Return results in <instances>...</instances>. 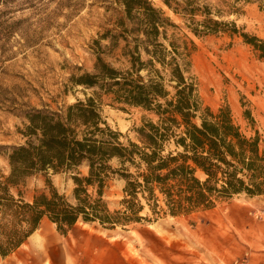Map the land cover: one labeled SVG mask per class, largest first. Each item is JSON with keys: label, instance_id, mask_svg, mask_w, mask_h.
<instances>
[{"label": "trees", "instance_id": "1", "mask_svg": "<svg viewBox=\"0 0 264 264\" xmlns=\"http://www.w3.org/2000/svg\"><path fill=\"white\" fill-rule=\"evenodd\" d=\"M112 1L121 10L115 27L100 39L118 51L117 64L98 53L93 71L70 75L63 89L80 86L90 95L21 113L24 142L7 146L9 171L0 172L2 258L24 244L44 217L66 235L80 221L125 228L166 214L210 210L239 194L264 195V149L251 110L242 113L252 131L247 135L228 105L213 110L203 104L191 71L192 36L240 37L264 61V38L230 18L241 13L240 3H256L264 13V0H220L219 6L162 0L180 23L151 0ZM95 44L100 50L98 40ZM103 96L122 109L143 112L132 128L134 138L103 119ZM48 170L72 172L71 194L46 179L45 187L25 200L20 190L25 179ZM115 176L124 185L118 207L112 208L105 190Z\"/></svg>", "mask_w": 264, "mask_h": 264}, {"label": "rangeland", "instance_id": "2", "mask_svg": "<svg viewBox=\"0 0 264 264\" xmlns=\"http://www.w3.org/2000/svg\"><path fill=\"white\" fill-rule=\"evenodd\" d=\"M151 1L180 23L162 0ZM198 1L220 5V0ZM239 5L241 13L230 18L244 31L264 38L263 11L256 3ZM120 10L112 0H0L1 173L9 171L7 146L24 142L23 110L61 107L90 95L80 86L67 93L63 89L69 85L70 75L93 71L98 53L117 64L118 51H110L108 40L100 36L115 27ZM192 38L196 50L191 71L197 78L203 104L213 110L228 105L247 135L252 131L242 113L244 108L250 109L260 134V147L264 149V61L240 37ZM100 113L112 128L130 138H134L132 128L140 124L143 115L138 108L113 105L105 96ZM80 171L84 174L86 168L81 167ZM70 175V171L52 170L31 174L20 186L23 198L31 201L35 191L45 187L46 179L69 196L73 188ZM123 185L124 181L116 176L109 181L105 197L110 207H118ZM143 214H148L147 209ZM263 214L264 196L239 194L210 210L180 216L166 214L125 228L107 229L80 221L66 235L58 233L44 217L15 252L5 258L0 256V264H231L243 256L250 264H257L253 260H258L254 241L264 223ZM217 229L223 234L216 235ZM208 247L213 251L211 262L204 260L211 254ZM260 262L264 264V260Z\"/></svg>", "mask_w": 264, "mask_h": 264}, {"label": "crops", "instance_id": "3", "mask_svg": "<svg viewBox=\"0 0 264 264\" xmlns=\"http://www.w3.org/2000/svg\"><path fill=\"white\" fill-rule=\"evenodd\" d=\"M257 196H264V195H257ZM253 197H256V196H253ZM222 223H224V221H222ZM242 224H243V222H241L240 225H236V226L239 227ZM222 227H223V225H222ZM256 233L259 235L257 236V238L254 241V247H255V249L258 250V253H257L258 254V260H257V258L253 259V260L255 262H257V264H263L260 261L264 260V253H263V250H264V223L261 225L260 231L259 232L257 231ZM215 234L216 235H222L223 232H222V230L217 229V230H215ZM208 249L211 250V254L210 255L207 254L204 257V260L207 262H211V259L209 258V256H211V258H213V251L209 247H208ZM222 250H223V248H222ZM221 253L217 254V257H220Z\"/></svg>", "mask_w": 264, "mask_h": 264}, {"label": "built area", "instance_id": "4", "mask_svg": "<svg viewBox=\"0 0 264 264\" xmlns=\"http://www.w3.org/2000/svg\"><path fill=\"white\" fill-rule=\"evenodd\" d=\"M264 218V214L262 215ZM231 264H250L249 259L246 256L239 257L233 260Z\"/></svg>", "mask_w": 264, "mask_h": 264}]
</instances>
